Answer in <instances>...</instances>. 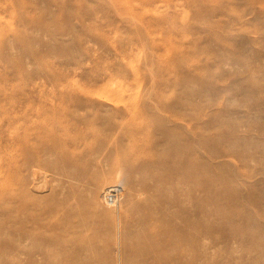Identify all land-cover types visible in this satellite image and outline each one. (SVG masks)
Wrapping results in <instances>:
<instances>
[{
	"label": "rangeland",
	"instance_id": "rangeland-1",
	"mask_svg": "<svg viewBox=\"0 0 264 264\" xmlns=\"http://www.w3.org/2000/svg\"><path fill=\"white\" fill-rule=\"evenodd\" d=\"M32 143L52 149L24 168ZM174 146L203 169L177 192L187 262L264 264V0H0V264H28L10 216L25 182L97 229L95 264L140 263L147 204L187 172Z\"/></svg>",
	"mask_w": 264,
	"mask_h": 264
},
{
	"label": "bare ground",
	"instance_id": "bare-ground-1",
	"mask_svg": "<svg viewBox=\"0 0 264 264\" xmlns=\"http://www.w3.org/2000/svg\"><path fill=\"white\" fill-rule=\"evenodd\" d=\"M71 142V141H69ZM66 143V141H65ZM25 146L26 152L29 153V158L23 162L24 168H31L34 165V155L32 152H44L52 149V147ZM76 146L73 143L72 146ZM74 146V147H75ZM34 148V149H32ZM187 157L183 160L177 157ZM189 154H192L190 148L183 149L174 146L172 147L171 163L175 167L174 171H182L184 166H187L186 175L177 184H173L167 190L159 191V195L147 204L150 209L145 214L147 221L151 222L156 227L145 228L132 235L133 248L130 247V252L134 253L139 259L138 264H189L187 257L190 253L188 242L190 241V227L192 221L190 213L185 208L184 202L179 200L181 192L190 194L188 190H184L183 186H187L188 182L203 172L200 166H195L194 172L191 173V159ZM33 155V156H32ZM82 154L76 153L70 155L67 152H60V157L66 162H76ZM176 164V166H175ZM40 166L46 170H51L52 166L47 162H41ZM56 169L53 168V171ZM64 170V169H62ZM34 173L35 180L41 179V173ZM169 175V173L165 176ZM167 180H174V177L169 176ZM172 183V182H171ZM198 184L200 182L198 180ZM165 184V187L166 188ZM183 185V186H182ZM184 186V187H185ZM36 187L40 190L44 188L43 183H37ZM156 188H158L156 186ZM151 189H153L151 187ZM116 189H110L107 192V197L113 201L120 198V194ZM178 191L179 194L177 193ZM172 194V195H171ZM178 194V195H177ZM184 195V193H182ZM113 196V198H111ZM15 202L13 211L10 213L11 219H14L17 224L14 232L18 235H25L30 242V246L26 248L28 255V264H36L37 255L41 257L45 264H95L96 256L100 252L95 248L96 243L93 231L97 230L91 226L90 222L75 220V216L67 210L68 200L65 198L58 201L60 198L59 190L52 189L48 196H39L33 194L31 189L27 187V183L20 184L19 190L14 194ZM156 204V205H155ZM163 207V212L158 216L154 215L155 207ZM177 205L179 210L171 208ZM143 216L139 222H145ZM82 228L80 231L78 228ZM93 227V228H92ZM91 230L92 234L88 232ZM194 238V237H193ZM51 244L54 249L50 250L47 245ZM127 247V246H126ZM128 247L125 249L127 252ZM129 250V249H128ZM82 255H86L85 259H81ZM57 257L59 263H56L53 258ZM125 264V262H124Z\"/></svg>",
	"mask_w": 264,
	"mask_h": 264
}]
</instances>
